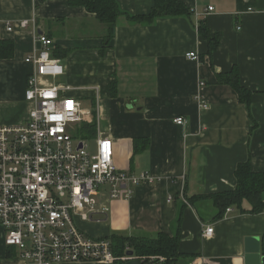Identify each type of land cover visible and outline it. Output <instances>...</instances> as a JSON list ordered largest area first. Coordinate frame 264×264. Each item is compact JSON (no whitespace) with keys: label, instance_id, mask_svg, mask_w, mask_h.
<instances>
[{"label":"crops","instance_id":"0c3cea01","mask_svg":"<svg viewBox=\"0 0 264 264\" xmlns=\"http://www.w3.org/2000/svg\"><path fill=\"white\" fill-rule=\"evenodd\" d=\"M180 1L191 14L151 23L120 16L104 49L106 25L83 6L68 0H0V42H13L11 56H0V126L22 123L31 109L25 90L33 65L25 59L32 51L34 25L24 29L20 23L35 18L37 33L53 39L54 51L61 49L66 71L57 82L70 85V95L82 106L84 100L91 103L84 108L95 114L83 123L96 122L93 138L112 139L118 169L158 177L134 186L129 199L107 201V214L79 220L87 228L82 229L99 238L150 239L166 232L179 237L183 256L178 264H245L246 238L264 241V211L247 212L251 204L245 200L243 210L229 207L218 219L213 199L196 197L235 189L241 163L264 171V0ZM117 2L131 16L148 14L155 6V0ZM201 24L211 35L220 34L215 50L201 35ZM191 51L199 60L186 57ZM233 68L251 91L250 104L219 80ZM197 96L207 108H200ZM176 116L186 122L175 123ZM138 139L147 145L139 152L134 148ZM207 225L214 233L205 237ZM0 264H23L20 251L5 243L2 223Z\"/></svg>","mask_w":264,"mask_h":264},{"label":"built area","instance_id":"2783aa9c","mask_svg":"<svg viewBox=\"0 0 264 264\" xmlns=\"http://www.w3.org/2000/svg\"><path fill=\"white\" fill-rule=\"evenodd\" d=\"M31 24L33 47L25 59L33 65L25 90L31 109L22 123L0 126V223L5 243L20 251L23 264L126 261L127 254H114L109 237L88 235L79 220L107 214V201L129 199L134 186L154 183L158 177L118 169L109 136L99 135L93 145L79 134L92 111L70 95V85L57 82L65 64L54 55L53 39L37 33L35 18L20 23L24 29ZM8 30H13L11 24ZM186 57L199 60L196 51ZM197 99L201 109L208 107L201 96ZM174 122L182 125L186 119L176 116ZM105 192L108 198L103 200ZM213 230L212 225L204 226V236H212ZM138 258L146 264H168L160 255Z\"/></svg>","mask_w":264,"mask_h":264},{"label":"trees","instance_id":"16d2710c","mask_svg":"<svg viewBox=\"0 0 264 264\" xmlns=\"http://www.w3.org/2000/svg\"><path fill=\"white\" fill-rule=\"evenodd\" d=\"M69 5L83 6L89 12L94 13L96 18L106 25V35L104 36L103 48L109 46L115 36V28L118 18L126 15L129 21L135 23H151L158 17H172L178 15L191 14V8L180 0H155V6L148 14L140 16H131L124 13L117 0H68ZM201 35L208 41L211 50H215L220 40V34L211 35L206 25L199 27ZM5 46V48H4ZM3 47V48H1ZM13 53L12 41L0 42V56L9 57ZM54 55L59 57L61 49H56ZM219 80L234 87L239 94L241 102L250 104L251 91L241 85L240 73L233 68L229 73L219 74ZM94 111L92 115H94ZM96 122L82 123L79 128V134L86 139L93 138L96 135ZM147 147L141 139L135 141V151L139 152ZM236 185L235 189L221 191L220 193L209 194L206 196H197L196 198L210 197L218 208L216 218L221 219L227 208L237 206L243 210V201L250 202L251 208L246 210L251 213H261L264 211V171L255 172L251 168L250 162L241 163L235 170ZM193 198V197H192ZM192 198L188 201L191 202ZM112 243V249L117 257L126 255L128 250H133L135 256L150 257V255H160L166 257L168 264H178L179 258L183 256L179 247V237L172 236L169 233H160L156 238L143 237H109ZM264 238V237H263ZM262 249L264 252V241L262 240ZM125 261L117 260L115 264H125Z\"/></svg>","mask_w":264,"mask_h":264},{"label":"water","instance_id":"95a60500","mask_svg":"<svg viewBox=\"0 0 264 264\" xmlns=\"http://www.w3.org/2000/svg\"><path fill=\"white\" fill-rule=\"evenodd\" d=\"M245 245V264H264V252L262 245H260V238L258 236L247 237ZM126 254L129 259L124 262L125 264H146L142 259L135 257L133 250H128ZM149 264L155 263L150 261Z\"/></svg>","mask_w":264,"mask_h":264},{"label":"rangeland","instance_id":"374dc122","mask_svg":"<svg viewBox=\"0 0 264 264\" xmlns=\"http://www.w3.org/2000/svg\"><path fill=\"white\" fill-rule=\"evenodd\" d=\"M83 106H84V107H88V108H89V107H90V108L92 107V106H91V103L88 102L87 100H84V101H83ZM76 126H78V124H76ZM94 141H95V138L91 139V144H93ZM93 145H94V144H93ZM79 224H80L81 226H83V227H84V225H85L84 223L82 224L81 221H79ZM84 229H87V228L84 227ZM137 257H140V256H137Z\"/></svg>","mask_w":264,"mask_h":264}]
</instances>
